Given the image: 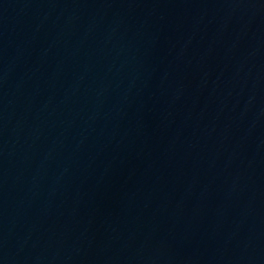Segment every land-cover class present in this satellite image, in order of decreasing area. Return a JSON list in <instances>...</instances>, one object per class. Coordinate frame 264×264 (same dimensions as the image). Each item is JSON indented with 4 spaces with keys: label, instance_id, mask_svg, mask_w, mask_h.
Returning <instances> with one entry per match:
<instances>
[{
    "label": "water",
    "instance_id": "obj_1",
    "mask_svg": "<svg viewBox=\"0 0 264 264\" xmlns=\"http://www.w3.org/2000/svg\"><path fill=\"white\" fill-rule=\"evenodd\" d=\"M0 264H264V0H0Z\"/></svg>",
    "mask_w": 264,
    "mask_h": 264
}]
</instances>
